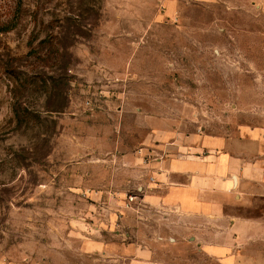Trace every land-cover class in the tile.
<instances>
[{
	"label": "rangeland",
	"instance_id": "rangeland-1",
	"mask_svg": "<svg viewBox=\"0 0 264 264\" xmlns=\"http://www.w3.org/2000/svg\"><path fill=\"white\" fill-rule=\"evenodd\" d=\"M242 127L264 133V0H0V264H123L149 135Z\"/></svg>",
	"mask_w": 264,
	"mask_h": 264
},
{
	"label": "crops",
	"instance_id": "crops-1",
	"mask_svg": "<svg viewBox=\"0 0 264 264\" xmlns=\"http://www.w3.org/2000/svg\"><path fill=\"white\" fill-rule=\"evenodd\" d=\"M149 140L154 157L141 185L149 230L144 239L121 246L122 256L114 253L111 261L264 264V133L171 128L157 129ZM188 252L204 261L192 263L184 257Z\"/></svg>",
	"mask_w": 264,
	"mask_h": 264
},
{
	"label": "built area",
	"instance_id": "built-area-1",
	"mask_svg": "<svg viewBox=\"0 0 264 264\" xmlns=\"http://www.w3.org/2000/svg\"><path fill=\"white\" fill-rule=\"evenodd\" d=\"M133 199H134V198H133L132 196H130V197L128 198V201H129V202H132Z\"/></svg>",
	"mask_w": 264,
	"mask_h": 264
}]
</instances>
